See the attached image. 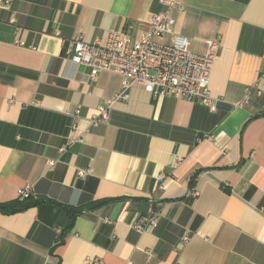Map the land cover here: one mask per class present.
I'll return each instance as SVG.
<instances>
[{"label":"crops","instance_id":"crops-1","mask_svg":"<svg viewBox=\"0 0 264 264\" xmlns=\"http://www.w3.org/2000/svg\"><path fill=\"white\" fill-rule=\"evenodd\" d=\"M175 1L174 32L193 51L220 39L214 104L136 83L97 125L92 116L123 77L104 70L92 81L89 67L71 60L69 43L105 41L130 24L137 39L168 7L162 0L0 7V203L18 200L26 185L42 200L0 211V264H264V0ZM78 169L91 172L78 177ZM153 200L160 222L138 231ZM183 235L190 239L180 247Z\"/></svg>","mask_w":264,"mask_h":264},{"label":"built area","instance_id":"built-area-1","mask_svg":"<svg viewBox=\"0 0 264 264\" xmlns=\"http://www.w3.org/2000/svg\"><path fill=\"white\" fill-rule=\"evenodd\" d=\"M168 9L154 14L150 29L140 33L136 39L130 24L127 30L111 32L105 41L88 42L83 37H77L69 43L68 53L71 60L90 69V79L96 81L104 71H113L122 75V87L112 99L106 100L98 107V112L92 116V123L97 125L108 119L112 105L119 100H126L131 87L138 83L144 89L155 95H173L192 101L213 105L210 82L211 73L220 47V39L212 38L206 42L205 52L198 53L191 49L190 39L186 35L174 32L175 18L169 14V9L176 5L175 0H162ZM0 7L6 10L12 8V0H0ZM179 9H183L179 5ZM14 21V18H12ZM59 34L60 31L56 30ZM171 35L168 42L156 40L154 37ZM248 89L246 97L249 95ZM80 112L79 109L76 111ZM82 140V139H81ZM73 142V140H72ZM67 149L60 148L61 152ZM55 160H49L48 165H54ZM90 169H78V177L90 174ZM34 194L30 185L18 189L20 200H25ZM197 191L192 190V195ZM161 214L154 200L148 214L135 224L138 231L152 230L160 222ZM190 239L183 235L179 246L182 247ZM91 260V259H89Z\"/></svg>","mask_w":264,"mask_h":264},{"label":"trees","instance_id":"trees-1","mask_svg":"<svg viewBox=\"0 0 264 264\" xmlns=\"http://www.w3.org/2000/svg\"><path fill=\"white\" fill-rule=\"evenodd\" d=\"M197 175H198V171L192 177V184H194ZM41 202L42 200H35L34 194H33L31 197L25 200L18 199V200H14V201L7 202V203H0V211L7 213V214L16 213V212L23 211L33 205H38ZM67 209L72 214V218H75L77 213L72 211L69 208Z\"/></svg>","mask_w":264,"mask_h":264}]
</instances>
